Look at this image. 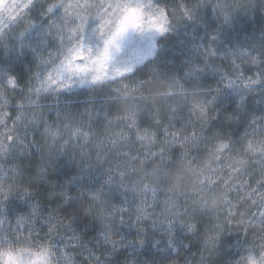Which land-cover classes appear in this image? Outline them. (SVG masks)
Listing matches in <instances>:
<instances>
[{
    "label": "clouds",
    "instance_id": "obj_1",
    "mask_svg": "<svg viewBox=\"0 0 264 264\" xmlns=\"http://www.w3.org/2000/svg\"><path fill=\"white\" fill-rule=\"evenodd\" d=\"M0 264H264V0H0Z\"/></svg>",
    "mask_w": 264,
    "mask_h": 264
},
{
    "label": "rangeland",
    "instance_id": "obj_2",
    "mask_svg": "<svg viewBox=\"0 0 264 264\" xmlns=\"http://www.w3.org/2000/svg\"><path fill=\"white\" fill-rule=\"evenodd\" d=\"M138 31V30H136ZM119 50L114 48V51L110 50V58L117 64L124 63H145L154 55L155 48L149 49L146 45L139 40L135 32H126L119 41ZM32 58L30 55L24 57L23 63L30 64ZM131 235V233H127Z\"/></svg>",
    "mask_w": 264,
    "mask_h": 264
},
{
    "label": "snow or ice",
    "instance_id": "obj_3",
    "mask_svg": "<svg viewBox=\"0 0 264 264\" xmlns=\"http://www.w3.org/2000/svg\"><path fill=\"white\" fill-rule=\"evenodd\" d=\"M132 26L137 27L135 22H133ZM128 27L129 25L127 22V18H125L120 22V26L116 29V31L112 34L111 37H109V40L106 42L105 48L99 57L101 64H103L110 58V46L112 48H115L116 50H119V46H120L119 41L123 37V34L127 32ZM159 30L163 31L162 28H160ZM95 78H99V77H95Z\"/></svg>",
    "mask_w": 264,
    "mask_h": 264
},
{
    "label": "trees",
    "instance_id": "obj_4",
    "mask_svg": "<svg viewBox=\"0 0 264 264\" xmlns=\"http://www.w3.org/2000/svg\"><path fill=\"white\" fill-rule=\"evenodd\" d=\"M60 175H61V178H63V176L65 175V173L63 172V170L61 171Z\"/></svg>",
    "mask_w": 264,
    "mask_h": 264
}]
</instances>
